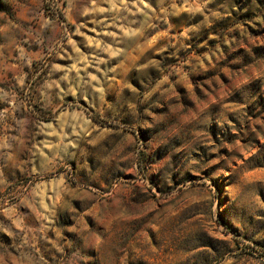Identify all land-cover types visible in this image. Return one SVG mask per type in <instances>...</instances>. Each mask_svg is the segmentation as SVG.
<instances>
[{"label":"rangeland","instance_id":"obj_1","mask_svg":"<svg viewBox=\"0 0 264 264\" xmlns=\"http://www.w3.org/2000/svg\"><path fill=\"white\" fill-rule=\"evenodd\" d=\"M0 264H264V0H0Z\"/></svg>","mask_w":264,"mask_h":264}]
</instances>
